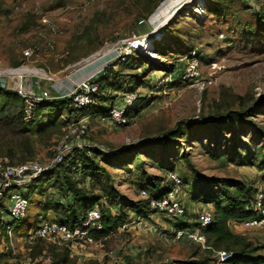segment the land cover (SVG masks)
I'll return each instance as SVG.
<instances>
[{"label":"rangeland","instance_id":"1","mask_svg":"<svg viewBox=\"0 0 264 264\" xmlns=\"http://www.w3.org/2000/svg\"><path fill=\"white\" fill-rule=\"evenodd\" d=\"M147 1L0 0V67H20L24 62L23 51L35 49L38 56L25 64L42 69L45 73H32L47 76L45 88L52 97H58L59 90H65L72 83L116 64L117 61H108L115 58V49L121 45L118 41L149 37L146 40L151 41L150 49L146 47L147 50L132 51L128 56L131 66L114 68V71H118V76L113 78L115 88L126 86L130 77H135L131 89L140 98L147 99L142 104L140 114L132 118L127 126H115L101 117L87 118L89 131L86 142L94 147L97 161L108 168L124 202L139 199L140 185L149 177H164L171 164H174L176 175L189 184L192 175L214 180L217 185L225 183L231 186V182L244 179L262 190L261 183L257 181L255 185L259 177L256 169L235 167L221 158L232 155L236 151L232 152L234 146L241 147L243 150L238 152L243 154L264 153V36L258 39L244 31V24L253 22L251 14L264 7V0H245L247 6L241 4V12L221 18L207 14L204 9L207 0H152L158 7L142 28L136 31V11L139 7H146ZM156 44L170 48L173 53L164 57L157 55ZM112 46L115 48L109 51L108 48ZM182 51L186 53L176 56ZM193 51L200 61L202 78L205 80L203 90L176 80H179L182 68ZM92 56L89 63L67 71ZM71 57L76 58L74 63H66ZM169 65H173L174 72L171 77H165V73L171 71ZM59 74L62 76L58 78ZM146 76L151 79V85L155 84L153 90L143 85L136 86L146 80ZM209 80L210 83L207 82ZM160 87H163L162 91ZM113 90L107 89V92L104 89V93L114 96ZM225 95L228 99L231 95L241 99L239 102L235 100L231 108L235 112L254 108L258 103L249 117L251 125L228 129L222 127L218 131L199 126L197 130L187 132L184 128L187 124L226 115L227 108L222 101ZM118 96L120 94L116 96L117 100ZM59 107L44 109L47 111H44L37 126H26V130L34 129L35 132L47 125L55 127L49 134L36 135L35 160L43 165L52 160L54 149L67 131L68 124L63 125V118H59ZM61 108V113L66 114L68 109ZM14 110L12 108V112ZM84 117L77 116L76 119ZM178 127L183 128L184 134L178 136V145L163 148L158 139L166 131ZM7 139L19 140L15 122L9 125L0 123V141ZM40 188L38 184L30 195L26 223L21 222L13 233L11 258L7 264H49L53 259L50 250L52 244L49 242H43L39 247H35L34 243H25L26 230L34 225V216L39 213ZM188 188L185 186L183 192ZM182 196V203L189 214L213 211L212 206L194 204L186 194ZM45 216L50 219L53 213L41 214L42 218ZM132 222L125 230L119 229L116 237L93 239L92 244L73 245L68 249L71 259L75 264L91 261L97 264H188L202 259L211 264L216 262L215 254L205 253L196 244L175 241L173 224L161 214H152L146 221L157 232L145 231ZM195 222L194 218L189 220L190 225ZM228 227L253 247H264V239L257 240L255 232L231 223ZM257 234L263 236L264 231ZM55 247L58 248L56 251L65 248ZM1 249L3 244L0 245ZM257 253L264 255V248ZM0 264H6V260Z\"/></svg>","mask_w":264,"mask_h":264},{"label":"trees","instance_id":"2","mask_svg":"<svg viewBox=\"0 0 264 264\" xmlns=\"http://www.w3.org/2000/svg\"><path fill=\"white\" fill-rule=\"evenodd\" d=\"M151 1L152 0L147 1L146 7L142 9L139 7L137 9L134 21L136 31H139L140 28H142L148 17H150L158 7L155 1ZM241 4L247 6L245 0H207L204 9L209 16L221 18L241 12ZM233 8H235V10H233ZM251 15L253 16V22L245 23L244 31L248 32L249 35L257 36L259 39V37L264 36V7L253 12ZM247 27L250 28L246 30ZM168 30L169 29H166V31ZM155 52L161 57L166 56L168 53H173L170 48L159 46L157 44L155 45ZM185 53L186 52L182 51L176 53V56ZM129 58L130 57H128L124 63H117L106 67L103 73L98 74V77L94 79V82L98 84L99 88L98 93L94 95V103L91 106L76 111L71 108L68 99H55L49 103L37 105L34 111V121L29 124L23 122L22 99L13 91L0 88V123L9 125L15 122L18 127L19 135L18 141L8 139L0 141V158L7 159L8 164L10 165H17L35 160L37 155L36 135H41L44 132L49 134L55 129V127L54 125H47L38 132H35L34 129H30L29 131L26 130V126H30V128L37 126L41 121L40 118L44 114V111H47L44 109H47L48 107L53 108L63 106L68 109L66 114H62L61 110L63 108H58V110H60L59 113L61 114L59 118H63V125H67L65 122L69 123L70 120L76 119L77 116H86L90 119L106 117L111 107L116 103L118 92H134V90L131 89V85L134 84L135 77L131 76V80L127 82L124 87L121 85L116 86L115 88V83L113 81V78L118 76V71H114V68L118 66H120V68L127 65L131 66ZM75 60L76 58L71 57L68 58L66 63H74ZM169 66L171 71L168 70L164 75L165 77H171V74L174 72L173 65ZM184 66L179 75V80L183 75ZM144 72L146 71L144 70ZM176 80L180 83L178 79ZM142 85L148 87L147 89L150 90H153L156 87L155 84L151 85V79L149 77H147L142 83L139 82L136 84V86ZM160 88L162 91L163 87ZM104 89L105 91H107V89H114V96H110L111 94L108 95L109 93H104ZM231 96L230 99H228L227 95L223 96L222 101L227 108L226 115H220L211 120H204L201 123L187 124L184 128L188 130L187 132L193 129L197 130L199 126L203 129L212 128V130L218 131L222 127L228 129L251 125L249 117L258 106V103L254 108L248 107L247 109H242V111L235 112L232 111L231 108L235 104V100H238L239 102L241 99L238 96ZM146 100V98H140L138 96L135 106L129 112V118L132 119L140 114V109L143 108L142 104H144ZM12 108L13 110L15 109L13 112ZM87 123H89V121ZM182 130V127H178L175 130L166 131L162 134V137L158 139L159 143L163 148H167L169 145H178V136H184ZM235 149L236 151L234 152ZM238 150L243 149L234 146L232 151L234 153L224 159L221 158V160L228 162L235 167L256 169L259 173V177L258 180L255 181V185L257 181L259 184L261 183L263 187L262 190L253 187L254 183H249L244 179L241 181H233L231 182L233 185L230 186L225 183H219L217 185L214 180L199 179L192 175L191 183L189 184L185 179L177 175L182 182V189L185 186L189 187L187 191H181L178 199L182 201V198H184L182 195L186 194L194 204L205 205L207 207L212 206L213 211L208 210L211 213L212 220L209 225L201 230V233L205 236L207 246L210 247V249H203L205 253L215 254V251L219 250L232 252V258L224 264H264V255L257 253L258 250H261L264 247H259L257 245L253 247L245 238L235 234L228 227L229 223L240 226L245 220L251 218L253 216L252 206L255 201V193L258 191L264 193V153L255 152L251 155L250 152L243 154L238 152ZM94 155L93 148L75 149L72 154L66 156L64 163L58 165L56 169L49 172L44 179L31 185L28 191L29 198L32 192L36 190L38 184L41 187V192L39 194L40 200L38 202L39 213L37 216H34V225L28 227L25 234L45 221L57 222L66 225L69 228H73L80 225L86 218L88 211L92 209H97L99 211L101 222L103 224L102 231L91 233V237L95 241L113 236L119 229L130 223L136 217L149 219L150 215L153 214L148 211L149 199L139 198L125 203L123 195L119 193L114 185V179L108 168L99 163ZM105 161L108 162V159H105ZM76 170L78 171L76 172ZM169 172L175 173L174 164H171L170 167L167 168L164 177H149L147 181L140 185V190L147 191L151 199L162 198L172 188V183L167 178ZM49 212L53 213L52 218L47 219L46 216L43 218L41 217V214L45 215ZM198 213L199 212L189 214L186 209L184 215L176 219L170 218L164 214L161 215L165 216V219L173 224L175 232V230L194 229L197 226V223L195 222L194 225H190L189 220L194 218L196 221ZM26 220L27 215H25V218L18 223V227L21 222L24 221L26 223ZM249 231L255 232L254 234H256L255 236L257 237V240L260 239L262 241L264 239V234L263 236L257 234L262 230ZM5 234V230L0 224V240H6ZM184 242L191 244V242L185 240L183 243ZM41 243V241H36L34 243L35 247H39ZM50 246L53 259L49 264H75V261L71 259L67 248H61L59 251H56L58 249L57 247L53 245ZM10 258V251L5 252L2 249L0 250V262L6 260L7 264V260ZM83 264L97 263L91 261ZM188 264H211V262L209 263V261L202 259L201 261H193Z\"/></svg>","mask_w":264,"mask_h":264},{"label":"built area","instance_id":"3","mask_svg":"<svg viewBox=\"0 0 264 264\" xmlns=\"http://www.w3.org/2000/svg\"><path fill=\"white\" fill-rule=\"evenodd\" d=\"M42 22L46 23L45 20H42ZM145 39L147 38L142 39V41ZM139 41L141 40L133 38L118 41V43H121L120 48L115 49L117 50L116 56L108 61V63H114L115 61L117 63L126 62L132 51H140L141 45H139ZM195 54L196 52L193 51L187 58L183 75L179 81L182 84L195 85L200 90H203L205 88V80L202 78L200 61ZM37 56L38 54L35 49L27 48L23 51L24 62L20 67H0V78L8 80L11 86L9 90L16 93L23 101L24 123L29 124L34 121V111L37 105L49 103L54 98L68 99L71 108L76 111L87 108L94 103V95L98 93L99 88L98 84L94 82V77L97 78L98 74L103 73L105 68L97 72L96 75H92L77 83H72L65 90H59L58 97H52L45 88V78L48 77H44L39 73L34 74L31 71L45 72L42 69H36L25 64V62H30ZM92 78L93 81L91 80ZM207 82L210 83V80ZM118 97L115 105L109 110L108 115L100 119L110 121L115 126H127L131 120L129 112L135 106L138 96L135 92H126L121 93ZM87 118L74 119L67 123V131L54 149V157L46 165H43L38 160L10 165L7 159L0 158V224L6 232V242L3 243V251L8 252L11 250L13 233L18 227V223L25 218L29 206L28 191L31 185L44 179L49 172L64 163L66 156L72 154L73 150L94 148L86 142L89 131ZM167 178L171 181L172 188L162 198L151 199L145 190H139L138 194L141 199H149V212L164 214L176 219L184 215L186 210L185 205L178 199L182 191V182L172 172L167 174ZM252 212L253 216L241 224L242 228L264 231V193L258 192L256 194ZM134 219V221L132 220L133 222L131 221L132 224L136 223L138 226L143 227L145 231L152 230L153 232H157L156 228L149 226L146 222L147 219L141 217ZM211 220V213L208 210H202L196 218L197 226L194 229L175 230L173 239L180 242L185 240L199 245L202 249H210L201 230L209 225ZM130 223L124 225L121 230H125ZM102 230L103 224L100 213L97 209H92L88 211L82 223L73 228L49 221L39 224L38 227L27 232L25 243L33 244L36 241H41L42 243L49 242L54 246L71 249L73 245L94 243L91 233H98ZM117 235L118 233L111 237H116ZM215 255V264H224L233 256L232 252L225 250L215 251Z\"/></svg>","mask_w":264,"mask_h":264},{"label":"water","instance_id":"4","mask_svg":"<svg viewBox=\"0 0 264 264\" xmlns=\"http://www.w3.org/2000/svg\"><path fill=\"white\" fill-rule=\"evenodd\" d=\"M177 14V12L173 15V16H175ZM171 19H172V17L168 20V22L167 23H169L170 21H171ZM91 58H93V56L92 57H90V58H87L85 61H83V62H81V63H78V64H76V65H73V66H71L70 68H68L67 69V71H73V70H75V68L77 67V66H79L80 65V67H81V65H84L85 63H89V61H90V59ZM66 71V72H67ZM60 76H62V74H59V75H57V77L59 78ZM92 80V79H91ZM10 82L8 81V80H6V79H4V78H0V88L1 89H10Z\"/></svg>","mask_w":264,"mask_h":264},{"label":"bare ground","instance_id":"5","mask_svg":"<svg viewBox=\"0 0 264 264\" xmlns=\"http://www.w3.org/2000/svg\"><path fill=\"white\" fill-rule=\"evenodd\" d=\"M150 38H152V36H150ZM147 39H149V37L147 38ZM139 45H141V48H139L140 50H145L146 49V47H149L150 45H151V41H149V40H141V41H139ZM115 48V46H112V47H109L108 49H109V51L111 50V49H114ZM147 50V49H146ZM102 53H100L99 55H101ZM96 57V56H95ZM31 72H34V70L33 71H31ZM42 75H43V73H41ZM47 77V76H46Z\"/></svg>","mask_w":264,"mask_h":264},{"label":"crops","instance_id":"6","mask_svg":"<svg viewBox=\"0 0 264 264\" xmlns=\"http://www.w3.org/2000/svg\"><path fill=\"white\" fill-rule=\"evenodd\" d=\"M118 94H121V93L118 92L117 95H118ZM4 242H6V240H5V239H1V240H0V245L3 244Z\"/></svg>","mask_w":264,"mask_h":264}]
</instances>
